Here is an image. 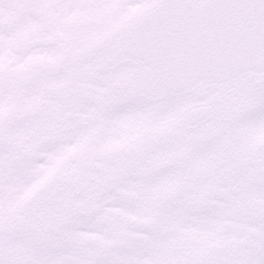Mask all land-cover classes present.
Masks as SVG:
<instances>
[{"label": "snow or ice", "instance_id": "1", "mask_svg": "<svg viewBox=\"0 0 264 264\" xmlns=\"http://www.w3.org/2000/svg\"><path fill=\"white\" fill-rule=\"evenodd\" d=\"M0 264H264V0H0Z\"/></svg>", "mask_w": 264, "mask_h": 264}]
</instances>
